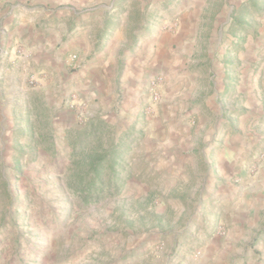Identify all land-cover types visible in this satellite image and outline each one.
Listing matches in <instances>:
<instances>
[{
    "label": "rangeland",
    "instance_id": "rangeland-1",
    "mask_svg": "<svg viewBox=\"0 0 264 264\" xmlns=\"http://www.w3.org/2000/svg\"><path fill=\"white\" fill-rule=\"evenodd\" d=\"M248 1H107L122 25L118 76L137 52L170 63L167 72L153 65L141 100L117 90L115 120L96 106L89 120L71 116L84 105L78 93L58 83L35 90V74L24 93L0 92V264L206 257L209 241L227 233L220 191L240 180L225 173L228 137L251 129L264 83V0ZM176 86L178 106L165 98ZM217 264L264 261L239 248Z\"/></svg>",
    "mask_w": 264,
    "mask_h": 264
},
{
    "label": "crops",
    "instance_id": "crops-1",
    "mask_svg": "<svg viewBox=\"0 0 264 264\" xmlns=\"http://www.w3.org/2000/svg\"><path fill=\"white\" fill-rule=\"evenodd\" d=\"M107 1L0 0V79L5 86L0 85V92L16 89L24 93L27 77L35 74L39 80L35 90L47 88L50 93V86L58 83L66 93H78L84 105L76 113L73 110L71 116L85 120L95 116L94 106L105 113L101 117L115 120L122 111L118 112L115 105L120 88H124L128 100H141L153 65L167 72L170 63L162 62L152 52H137L126 60L118 76L122 25L115 18L117 7L109 6L112 10L106 12ZM96 49L97 56H89ZM73 53H78L74 63ZM263 71L264 63L261 74ZM179 88L165 95L177 106L178 97H182ZM256 101L251 129L229 136L226 143L225 173L240 174L238 182L229 181L220 191L226 206L219 207L217 213L227 233L209 241L207 255L199 264H217L239 248L245 255H258L264 261V236L255 241L257 232L264 229V157L262 161L261 154L259 157L264 149V83ZM123 105L125 109L130 106ZM245 116L241 115V128L245 127ZM256 161L257 172L248 174L249 165H256ZM252 240L255 244L248 245Z\"/></svg>",
    "mask_w": 264,
    "mask_h": 264
},
{
    "label": "trees",
    "instance_id": "trees-1",
    "mask_svg": "<svg viewBox=\"0 0 264 264\" xmlns=\"http://www.w3.org/2000/svg\"><path fill=\"white\" fill-rule=\"evenodd\" d=\"M249 1H250V3H251L252 0H249ZM249 1L247 2V4H250ZM244 4H245V3H243V5H244Z\"/></svg>",
    "mask_w": 264,
    "mask_h": 264
},
{
    "label": "built area",
    "instance_id": "built-area-1",
    "mask_svg": "<svg viewBox=\"0 0 264 264\" xmlns=\"http://www.w3.org/2000/svg\"><path fill=\"white\" fill-rule=\"evenodd\" d=\"M34 81H35V79H34V78H32L31 82H34Z\"/></svg>",
    "mask_w": 264,
    "mask_h": 264
}]
</instances>
